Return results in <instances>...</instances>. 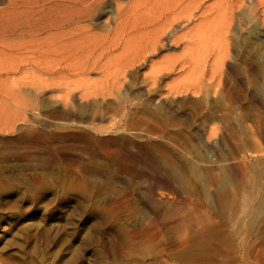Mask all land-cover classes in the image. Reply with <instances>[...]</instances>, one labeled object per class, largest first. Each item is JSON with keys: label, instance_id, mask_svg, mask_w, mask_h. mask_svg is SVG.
<instances>
[{"label": "rangeland", "instance_id": "rangeland-1", "mask_svg": "<svg viewBox=\"0 0 264 264\" xmlns=\"http://www.w3.org/2000/svg\"><path fill=\"white\" fill-rule=\"evenodd\" d=\"M201 1L153 57L0 42V264H264V0Z\"/></svg>", "mask_w": 264, "mask_h": 264}, {"label": "bare ground", "instance_id": "bare-ground-1", "mask_svg": "<svg viewBox=\"0 0 264 264\" xmlns=\"http://www.w3.org/2000/svg\"><path fill=\"white\" fill-rule=\"evenodd\" d=\"M8 1V8L0 9V42L21 40L40 42L56 52L61 51L62 53H59L62 55L75 58L133 55L153 57L166 53L163 51L170 52L188 39L193 30H199L200 26L190 25L194 19H200L201 6L198 5L202 2L200 0L198 4L199 0ZM112 1L115 5L114 10ZM213 3L216 11L217 2ZM105 16L109 20L112 18L100 32L97 21ZM104 19L106 21V18ZM179 28L185 32L180 31L182 34H179ZM135 44L140 47L132 50L131 47ZM260 102L264 106V102Z\"/></svg>", "mask_w": 264, "mask_h": 264}]
</instances>
